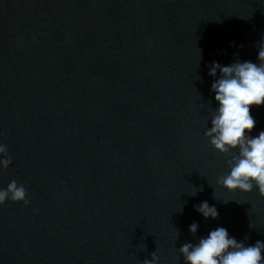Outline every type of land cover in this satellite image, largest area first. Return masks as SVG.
I'll list each match as a JSON object with an SVG mask.
<instances>
[{
	"label": "water",
	"instance_id": "obj_1",
	"mask_svg": "<svg viewBox=\"0 0 264 264\" xmlns=\"http://www.w3.org/2000/svg\"><path fill=\"white\" fill-rule=\"evenodd\" d=\"M262 41L264 0H0V189L31 202L0 206V264H184L221 226L264 241V196L216 184L227 157L205 136L207 65L258 62Z\"/></svg>",
	"mask_w": 264,
	"mask_h": 264
},
{
	"label": "clouds",
	"instance_id": "obj_2",
	"mask_svg": "<svg viewBox=\"0 0 264 264\" xmlns=\"http://www.w3.org/2000/svg\"><path fill=\"white\" fill-rule=\"evenodd\" d=\"M257 59L255 63L237 59L230 65H221L218 61L207 65L208 74L214 78L211 92L218 107L211 109V127H206L205 136L216 152L227 157L229 171L220 176L216 184L230 192L251 193L258 190L264 196V130L252 135L257 123L252 110L264 107V41L258 45ZM208 104H212L211 99ZM201 107L205 105L201 104ZM9 153L8 145L0 141V169L6 170L12 165ZM197 191L193 187L190 195L195 196ZM27 197L25 185L12 180L6 188L0 189V206L11 200L27 207L31 204ZM195 210L206 220L219 217L218 209L208 201L195 206ZM179 211H183V206ZM198 230L196 222L189 226L194 236ZM179 253L184 264H264V241L246 244L221 226L195 244L184 243ZM143 264H160V257L154 252L151 259H145Z\"/></svg>",
	"mask_w": 264,
	"mask_h": 264
}]
</instances>
